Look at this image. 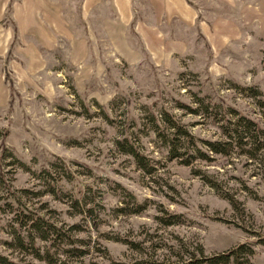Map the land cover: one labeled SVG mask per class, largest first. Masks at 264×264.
<instances>
[{
    "label": "rangeland",
    "instance_id": "374dc122",
    "mask_svg": "<svg viewBox=\"0 0 264 264\" xmlns=\"http://www.w3.org/2000/svg\"><path fill=\"white\" fill-rule=\"evenodd\" d=\"M165 113L204 157L169 156L154 132ZM250 121L264 130V0H0V254L47 264L2 244L22 207L79 226L85 264L243 244L264 264V135L249 138Z\"/></svg>",
    "mask_w": 264,
    "mask_h": 264
},
{
    "label": "trees",
    "instance_id": "16d2710c",
    "mask_svg": "<svg viewBox=\"0 0 264 264\" xmlns=\"http://www.w3.org/2000/svg\"><path fill=\"white\" fill-rule=\"evenodd\" d=\"M161 116L162 118H160V120L154 116V123L156 125V130H154V132L160 139L161 137L165 139L164 145L169 147V156L172 159H180L187 155L188 159L184 160L183 163H187V165H189L192 157L196 158V155L204 157L205 154L200 150V148H198V140L185 131L179 121L167 113ZM243 118L244 117L242 116V119ZM242 119L238 120L234 130L239 136H242ZM161 126H165L169 130L170 134H168V140L167 135L164 134ZM244 127L250 133L249 138L251 137L255 141H257V139H261L262 135H264V130L256 123L251 121L248 123L246 122ZM125 140L129 142L128 137H126ZM240 141H243L242 137ZM125 142L119 143L122 149L144 167H149V161L145 158L140 149L133 145L127 146ZM202 143H204L205 147L208 149L211 148L212 151H217L215 143H211L209 141ZM193 147L195 148L196 155L192 154ZM1 179L3 183L7 185L4 176H1ZM91 212L92 211H90V213ZM180 218L181 217L179 216H173V220L169 222L168 225L179 222ZM13 226V242L9 240H2V244L7 246L15 244L21 254L32 256L35 260L44 261L47 264H85L88 252L85 248H83L84 246L82 241L73 236V231L78 230L79 226H72L70 230H68L64 227L56 226L51 223L49 219H46L39 214L27 212L22 207L15 210ZM258 243L264 246V238H261ZM58 255L61 256V258H58ZM254 256L255 251L252 247L243 244L231 249L227 253L210 258L203 256L198 258L192 256L187 260L169 262L166 264H253L252 258ZM0 264L17 263L11 261L7 256L0 254ZM136 264L145 263L139 262Z\"/></svg>",
    "mask_w": 264,
    "mask_h": 264
},
{
    "label": "crops",
    "instance_id": "0c3cea01",
    "mask_svg": "<svg viewBox=\"0 0 264 264\" xmlns=\"http://www.w3.org/2000/svg\"><path fill=\"white\" fill-rule=\"evenodd\" d=\"M223 1H225V0H223Z\"/></svg>",
    "mask_w": 264,
    "mask_h": 264
}]
</instances>
